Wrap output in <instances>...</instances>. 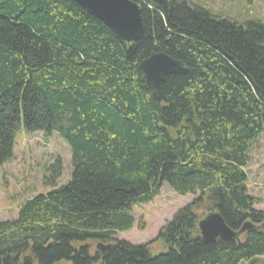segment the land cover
<instances>
[{
	"label": "trees",
	"instance_id": "1",
	"mask_svg": "<svg viewBox=\"0 0 264 264\" xmlns=\"http://www.w3.org/2000/svg\"><path fill=\"white\" fill-rule=\"evenodd\" d=\"M132 1L144 30L135 44L71 0H0V168L20 130L57 133L72 167L59 185L57 158L50 191L0 222V264H264V211L246 172L264 131V23L186 0ZM153 53L187 69L156 94L140 68ZM164 184L199 196L161 228L167 253L152 257L149 244L116 237ZM214 212L234 231L259 229L205 244L198 224Z\"/></svg>",
	"mask_w": 264,
	"mask_h": 264
},
{
	"label": "rangeland",
	"instance_id": "2",
	"mask_svg": "<svg viewBox=\"0 0 264 264\" xmlns=\"http://www.w3.org/2000/svg\"><path fill=\"white\" fill-rule=\"evenodd\" d=\"M186 1L207 7L214 15L239 24L249 20L264 23V0ZM57 158H61L64 168L63 176L58 181L59 185H63L70 180L72 171L68 144L57 133L50 136L43 133L27 134L23 130L17 133L14 158L0 168V222L17 218L19 208L26 200L50 191L43 183L44 176ZM246 172L249 193L257 199L256 209L264 211V131L252 143ZM198 196L199 193L180 195L164 184L151 201L137 203L132 207V228L118 233L116 238L133 245L149 244L152 257L167 253L158 242L161 228ZM98 243L95 241L88 244L92 250H96Z\"/></svg>",
	"mask_w": 264,
	"mask_h": 264
},
{
	"label": "water",
	"instance_id": "3",
	"mask_svg": "<svg viewBox=\"0 0 264 264\" xmlns=\"http://www.w3.org/2000/svg\"><path fill=\"white\" fill-rule=\"evenodd\" d=\"M80 8L85 10L90 16L104 23L110 28L120 40L127 44L137 43L143 36V21L141 9L132 0H71ZM141 70L145 74L146 88L158 91L165 79L172 75H183L187 69L183 64L164 53H153L140 64ZM199 232L205 244L216 241L229 243L238 241L240 236L259 227L251 222L245 223L237 232L231 229L220 213L208 214L200 220ZM97 251L106 252L111 249V245L102 242L96 245ZM252 261L250 264H255Z\"/></svg>",
	"mask_w": 264,
	"mask_h": 264
}]
</instances>
